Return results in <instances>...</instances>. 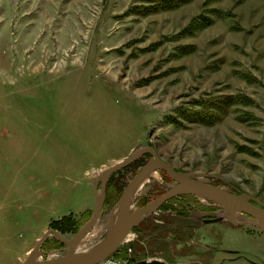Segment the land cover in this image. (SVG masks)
Returning a JSON list of instances; mask_svg holds the SVG:
<instances>
[{
	"label": "rangeland",
	"instance_id": "1",
	"mask_svg": "<svg viewBox=\"0 0 264 264\" xmlns=\"http://www.w3.org/2000/svg\"><path fill=\"white\" fill-rule=\"evenodd\" d=\"M155 155L264 202V0H0V264L99 246ZM175 185L149 173L128 211ZM257 224L185 194L96 264H264Z\"/></svg>",
	"mask_w": 264,
	"mask_h": 264
},
{
	"label": "water",
	"instance_id": "2",
	"mask_svg": "<svg viewBox=\"0 0 264 264\" xmlns=\"http://www.w3.org/2000/svg\"><path fill=\"white\" fill-rule=\"evenodd\" d=\"M135 159L136 158L132 157L120 162L116 166H113L108 171V175H110L115 170L133 162ZM157 169H165L171 178L176 182V185L171 187L169 190L147 205L129 212L126 209V201L132 197L135 187L145 176ZM185 194L202 195L203 197L225 207L231 212L232 217H234L235 212L250 215L258 220L259 224L257 225L264 232V202L247 193H232L220 186H215L203 180L192 178L188 173L178 172L171 166L170 163L160 159L155 155L154 158H152L145 166H143V168L134 176L122 193L118 203L119 217L117 227L103 243L86 252L83 251L81 253H74L68 251L65 256L60 258L48 259L39 263L26 264H96L115 251L121 245L123 240L129 235V233L146 217L156 212L172 198ZM103 204L104 196L102 203L93 219L82 229V231H80V233L76 235L74 240L71 242V245H73L74 241H78L85 231L97 220L102 212ZM138 264L161 263H149L142 261Z\"/></svg>",
	"mask_w": 264,
	"mask_h": 264
},
{
	"label": "crops",
	"instance_id": "3",
	"mask_svg": "<svg viewBox=\"0 0 264 264\" xmlns=\"http://www.w3.org/2000/svg\"><path fill=\"white\" fill-rule=\"evenodd\" d=\"M37 73V72H36ZM21 81V80H20ZM20 88V87H19ZM19 88H16V92L19 94V93H21V94H23L24 93V95H25V93H26V95L28 94V90H30V88H29V86L26 84V82H25V84H23L22 85V87L21 88H23V89H25L26 91H24V90H21V89H19ZM15 105L19 108V104L15 101ZM21 105V104H20Z\"/></svg>",
	"mask_w": 264,
	"mask_h": 264
},
{
	"label": "bare ground",
	"instance_id": "4",
	"mask_svg": "<svg viewBox=\"0 0 264 264\" xmlns=\"http://www.w3.org/2000/svg\"><path fill=\"white\" fill-rule=\"evenodd\" d=\"M129 200V199H128ZM128 200L126 201V209L128 210Z\"/></svg>",
	"mask_w": 264,
	"mask_h": 264
},
{
	"label": "flooded vegetation",
	"instance_id": "5",
	"mask_svg": "<svg viewBox=\"0 0 264 264\" xmlns=\"http://www.w3.org/2000/svg\"><path fill=\"white\" fill-rule=\"evenodd\" d=\"M240 258V257H239ZM235 260V259H234Z\"/></svg>",
	"mask_w": 264,
	"mask_h": 264
}]
</instances>
